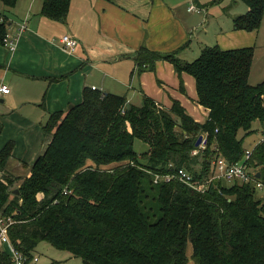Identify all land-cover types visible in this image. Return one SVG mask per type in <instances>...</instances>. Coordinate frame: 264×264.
Here are the masks:
<instances>
[{
    "label": "trees",
    "instance_id": "obj_1",
    "mask_svg": "<svg viewBox=\"0 0 264 264\" xmlns=\"http://www.w3.org/2000/svg\"><path fill=\"white\" fill-rule=\"evenodd\" d=\"M0 1L9 8L18 3ZM242 1L248 10L234 18V27L258 29L264 0ZM70 3L42 0L41 14L64 21ZM8 30L3 18L0 43ZM254 55V46L215 45L184 61L176 51L142 46L135 60L143 69L154 70L163 59L178 74L194 77L196 102L209 110L208 118L196 121L176 99L167 107L143 94L140 105L128 106L125 95L85 88L81 102L51 114L44 127L52 140L19 188H12L18 178L5 171L14 146L6 143L0 151V214L14 221L8 232L15 247L28 262L47 241L84 264H187L191 243L196 264H264V196L257 187L264 184V137L247 160L243 145L253 122H264V80L249 82ZM201 134L206 148L193 155ZM136 139L148 145L145 151L135 150ZM216 147L232 163L245 160L252 178L218 181L203 193L177 179L156 183L149 172H166L173 162L202 180L212 172ZM124 161L112 170L103 167ZM0 264H13L10 253L0 252Z\"/></svg>",
    "mask_w": 264,
    "mask_h": 264
},
{
    "label": "crops",
    "instance_id": "obj_2",
    "mask_svg": "<svg viewBox=\"0 0 264 264\" xmlns=\"http://www.w3.org/2000/svg\"><path fill=\"white\" fill-rule=\"evenodd\" d=\"M225 1L71 0L64 21L42 15V0H18L13 8L0 1V17L8 19L11 34L17 33L24 20L27 24L17 36L15 51L0 43V82L10 87L8 94L0 92V151L9 141L14 143L5 171L13 176L31 173V165L52 140L44 127L51 114L81 102L85 88L125 95L129 104L136 105L147 94L170 107L165 102L174 97L165 88L182 87L187 75L195 82L187 72L178 74L168 60L157 61L154 70L138 66L135 56L142 46L162 53L176 51L181 60L188 61L196 56L191 48L194 43L200 54L211 45L222 49L263 45L264 17L256 30L236 29L234 18L248 6L239 4L242 0H229V5ZM191 4L200 10H189ZM233 5L234 11L230 10ZM194 13H205L203 20L197 19L207 23L210 34L194 36ZM65 34L78 40L75 50L64 48L61 37ZM183 92L174 96L185 107L189 92ZM195 93L190 97L192 104L197 103ZM202 107L206 120L209 110ZM9 249L0 238V252L9 253Z\"/></svg>",
    "mask_w": 264,
    "mask_h": 264
},
{
    "label": "rangeland",
    "instance_id": "obj_3",
    "mask_svg": "<svg viewBox=\"0 0 264 264\" xmlns=\"http://www.w3.org/2000/svg\"><path fill=\"white\" fill-rule=\"evenodd\" d=\"M227 4L229 5V0L227 1V3L225 1V5H227ZM239 4L246 6V4L244 2H242V1H239ZM211 5L212 4L210 3L209 6H211ZM235 9H236V6L233 5L230 10L234 11ZM194 14H195L194 22H195V25L197 27V31L195 32L194 36L195 37H197V36L205 37L206 34H210V31H208L207 23L203 24V21L197 19V18H201V19L204 18L205 13H200V14L199 13H194ZM194 44L195 45L191 46V48L193 49L192 52L195 53L196 56H191L190 60H188V61L194 60L200 54V52H198V44H196V43H194ZM212 46H215V45H211L209 47H212ZM255 52H256V54H255V57H254V60H253L251 73H250V76H249V82L252 83V84H257V83H259V82L264 80V44L263 45L258 44L257 47L255 48ZM183 59H187V58H183ZM187 76H188V79L185 81L184 89L182 87H180V86H175V87H171V88L170 87H166L165 88V90L167 92H169L172 97H174L171 101H168V102H165V103L167 105L171 106L173 104V102H174V99L179 100L178 96H174V95H179V94H181V92L187 91V93L189 92V96L184 94L186 96L185 99H184L186 101V104H185V107L187 109L186 111L196 121H204L205 117H206V112L203 109V107L200 106L197 103L192 104V103L189 102V101H191L190 97H194L195 94H196L195 93L196 92V87H195V82H194L193 78L190 75H187ZM189 78L192 81L191 84H190V79ZM134 87L136 88V91H138L137 90V86L134 85ZM166 91H164L162 89V92L164 94H166ZM138 96L142 97L141 94H138ZM138 96L137 95L134 96V99H135L134 102L138 99ZM163 97H165V95ZM164 100H165V98H164ZM142 101L143 100L140 99L139 103L141 104ZM245 133H246V131L244 129H241L240 132H239V136L242 137L243 135H245ZM263 137H264V122L256 120V121L253 122L252 131L247 136H245L244 141H243V145H244V147L246 149L253 150V148L258 143V141L263 139ZM147 147H148V145L146 143H144L143 141H141L140 139H136L135 142H134V148H135V150L138 153H141V152L145 151L147 149ZM126 162L125 161L124 162H115V163H111V164L103 166V167L108 169V170H112V169L116 168L117 166L125 164ZM14 171H15V169H14ZM249 171H253V168H250ZM25 172H26V170H22V173H25ZM15 177H17L18 180H17V183H15L12 186V188H15V187L19 188L18 187L19 184L22 182L23 178L26 177V175L21 174V175L15 176ZM258 189H259L258 190V194L261 197L264 196V189H260V188H258ZM186 251H187V256H188L187 264H196V261H195V259L192 256L193 247H192L191 243L188 244ZM34 254L39 256L38 264H49L52 261H57V262H59L58 264H84L83 260L80 257L73 255L68 250L58 249V248L54 247L51 243H49L47 241H41L37 245V247H36V249L34 251Z\"/></svg>",
    "mask_w": 264,
    "mask_h": 264
},
{
    "label": "built area",
    "instance_id": "obj_4",
    "mask_svg": "<svg viewBox=\"0 0 264 264\" xmlns=\"http://www.w3.org/2000/svg\"><path fill=\"white\" fill-rule=\"evenodd\" d=\"M189 10H200L194 4H191ZM3 20V17H0V21ZM27 27L26 20L21 22L17 29L16 34H11L10 30L6 33L3 38V45L10 51L13 52L16 49V39L17 36L23 32ZM61 42L69 51H73L76 49L78 45V40L73 38L69 34H65L61 37ZM96 89V87H93ZM0 92L4 94H8L10 92V87L8 84L0 82ZM122 112H125L123 109ZM206 148V135L203 134V140L199 145V148L194 149L192 154L195 155L199 153L200 150ZM217 156L213 161L212 172L209 176L205 177L202 180H198L194 177V175L184 167H177L173 162H170L168 165V170L166 172H155L149 170V172L153 175L154 182H169L174 179H177L184 183L185 185L193 188L199 192H206L211 184H216L218 181L222 184H232L235 181L245 182L252 178L251 173L245 160H247L251 154L252 150L247 149L245 154V160L237 163H232L228 161V159L220 154L218 147H216ZM133 163V162H132ZM2 176V172L0 170V177ZM257 187L260 189H264V184L262 182H257ZM67 193V189L65 190ZM14 221L11 218H6L5 216L0 214V238L2 242H6L9 245V253L11 255L13 264H38L39 256L34 254L33 258L28 262V256L24 254V252L18 250L14 243L12 242L9 236V226Z\"/></svg>",
    "mask_w": 264,
    "mask_h": 264
},
{
    "label": "water",
    "instance_id": "obj_5",
    "mask_svg": "<svg viewBox=\"0 0 264 264\" xmlns=\"http://www.w3.org/2000/svg\"><path fill=\"white\" fill-rule=\"evenodd\" d=\"M73 105H74V104H71V105L69 106V108H72ZM127 105L129 106L130 104L128 103ZM202 140H203V134H201V135L199 136V138H198V140H197V142H196V145L199 146V145L201 144ZM259 175H260V174L258 173L257 176H259ZM13 192H14V193H20L19 189H14Z\"/></svg>",
    "mask_w": 264,
    "mask_h": 264
}]
</instances>
